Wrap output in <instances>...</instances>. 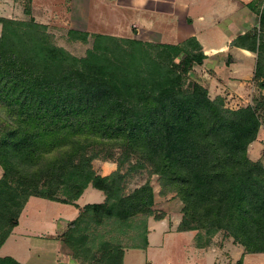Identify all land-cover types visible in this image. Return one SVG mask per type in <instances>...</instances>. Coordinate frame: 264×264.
Segmentation results:
<instances>
[{"label":"trees","instance_id":"16d2710c","mask_svg":"<svg viewBox=\"0 0 264 264\" xmlns=\"http://www.w3.org/2000/svg\"><path fill=\"white\" fill-rule=\"evenodd\" d=\"M259 13L258 32L235 43L257 53L254 79L264 86V7ZM0 23V247L30 197L76 204L92 185L105 202L83 206L61 237L83 264H123L124 249L97 241L90 226L154 215L149 178L157 176L160 193L182 202L178 231H196L197 247L226 230L245 253H264V165L248 151L262 126L259 106L228 108L197 81L185 88L188 70L176 58L187 43L201 63L196 39L96 34L94 49L77 59L34 18ZM96 159L117 169L103 176ZM142 170L149 178L126 192L127 176ZM147 245L145 234L132 248ZM0 264L21 263L0 256Z\"/></svg>","mask_w":264,"mask_h":264},{"label":"crops","instance_id":"0c3cea01","mask_svg":"<svg viewBox=\"0 0 264 264\" xmlns=\"http://www.w3.org/2000/svg\"><path fill=\"white\" fill-rule=\"evenodd\" d=\"M254 2L256 0H32V7L43 16V23H68L70 28L84 29L91 34L172 45L196 39L205 58L194 68L202 77L210 97H224L233 103L247 101V92L256 71L257 53L235 43L239 36L252 33L257 26ZM16 3V0H0V16L12 17ZM116 169V162L101 161L97 172L105 176ZM90 186L76 204L30 197L18 225L0 247V256L12 257L21 264H82L73 256L61 235L86 205L79 204V200ZM170 195L175 196H167ZM105 200L106 195L104 200L92 203ZM52 203L76 206L74 217H56L49 211L50 208L55 210ZM181 219L182 215L172 228L168 227L167 217L154 223L150 220L147 247L124 249L123 264L128 250H149L151 235L158 229L161 234L193 232L178 231ZM157 223L160 224L157 226ZM236 248L241 254L245 253L241 244L238 243ZM250 254L253 253H245V264H248ZM263 255L261 253L258 257L263 260Z\"/></svg>","mask_w":264,"mask_h":264},{"label":"rangeland","instance_id":"374dc122","mask_svg":"<svg viewBox=\"0 0 264 264\" xmlns=\"http://www.w3.org/2000/svg\"><path fill=\"white\" fill-rule=\"evenodd\" d=\"M16 2L17 3L15 4L14 10L12 11V17L0 16V18L22 21H30L34 18L37 22L44 24L47 27L46 33L49 36V42L55 46L65 49L77 59L84 58L89 50L94 49L97 43L95 42V33L91 34L87 31H84V29L70 28L68 23H43L42 21L44 18L43 16H39V14L34 11V8L32 7V0H16ZM263 7L264 0H256V2H254L255 13L257 14L256 21L258 22L256 23L257 26H255L252 33L258 32L260 28L259 12L263 9ZM37 18L40 21H38ZM2 31V24L0 23V35L2 34ZM84 33L89 34L86 39L84 38ZM115 37L122 38L117 36ZM142 41L147 42L145 40ZM153 43L158 44L156 42ZM188 46L189 45L187 43L186 45L184 44L183 47L185 50H183V52L176 58V62L181 64L180 67L182 69L188 70L185 88H191L193 83L196 81L204 85L202 77L199 76L197 69L194 68L196 63L193 61L192 52L188 49ZM261 82L262 81L253 79V84L249 87V91L247 92L246 102L241 101L232 103L231 100H227V98L224 97L222 98L224 99L225 106L231 109H239L244 107V104L246 103L248 105L253 104L259 106L262 126L259 130L256 140L250 144L248 151L249 157L251 159L260 160L264 165V86ZM241 99L243 100V98ZM101 161H103V159L94 160L93 165L96 170H98ZM126 168L124 171H126ZM2 173L3 170L1 168L0 177L2 176ZM148 178L149 175L147 170H142L140 173L127 176L125 181L127 187L126 192H131L136 187L142 185ZM149 179L154 187L156 195V202L153 206L154 215L150 217L140 215L131 221L124 223L119 221L108 222L104 224L102 223V225L93 223V225L90 226L89 233L94 231L97 241L104 238L111 240L114 245H118L123 249H128L144 243L145 234L148 236L150 220H153L154 223L155 220H160L167 217L169 228H172L174 225H176L178 219L182 215L183 205L180 199L173 195H162L160 193L161 186L157 176H152ZM104 197L105 195L102 191L90 186L86 193L79 200V204L85 205L87 203L100 202L104 200ZM52 204L56 206L55 210L50 208L49 211L56 217L61 215L72 219L74 217L73 213L75 210H77L76 206L74 205H64L60 203ZM159 224L160 223H157V226ZM202 233L203 234L200 236L202 238L199 243L206 241V234L204 232ZM195 234L196 231L190 233L169 231L167 233L161 234L160 229H158L151 235L152 246L150 249L128 250L125 264H245V253L241 254L239 252V250L236 248V246L238 247V243L228 233V231L220 230L216 234H213L211 236V242L205 246L203 245V248L205 249H201V247L199 248L196 246ZM68 249L72 252L69 247ZM258 256H261V253L250 254L248 257V264H262V259ZM80 262L83 264L82 261ZM262 262H264V259Z\"/></svg>","mask_w":264,"mask_h":264}]
</instances>
